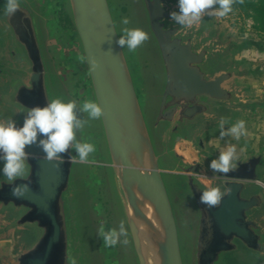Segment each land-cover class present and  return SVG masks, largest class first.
Here are the masks:
<instances>
[{"label":"water","instance_id":"1","mask_svg":"<svg viewBox=\"0 0 264 264\" xmlns=\"http://www.w3.org/2000/svg\"><path fill=\"white\" fill-rule=\"evenodd\" d=\"M5 5L0 33L12 65L0 81V120L22 126L30 108L54 98L97 99L105 115L78 134L95 144L96 163L68 154L50 162L35 145L26 149L29 176L15 182H30L24 198L12 195L0 161V240L14 242L2 264H67V256L77 264H264L262 158L210 179L201 138L221 118L230 124L263 105L234 84L249 71L223 61L233 47L208 38L202 22L172 21L178 0H21L11 17ZM124 27L150 39L134 52L121 48ZM82 54L99 68L80 63ZM209 187L226 193L219 206L200 203ZM121 221L128 244L103 246L100 226Z\"/></svg>","mask_w":264,"mask_h":264},{"label":"clouds","instance_id":"2","mask_svg":"<svg viewBox=\"0 0 264 264\" xmlns=\"http://www.w3.org/2000/svg\"><path fill=\"white\" fill-rule=\"evenodd\" d=\"M243 2L244 0H178V11H172L170 19L181 27L191 28L199 24L204 16L226 17L233 11L236 3ZM20 10L21 0H6L4 10L6 15L14 16ZM121 23L127 26L130 20L125 17ZM122 32L116 43L132 52L150 39L149 33L141 28L124 27ZM78 59L82 64H95L97 68L100 66L98 61H93L83 54ZM81 112L87 114L86 118H80ZM104 115L105 109L97 99L85 100L79 104L76 100L64 101L61 98H54L48 100L43 107L37 105L30 108L22 126H18L13 118L0 120V161H3V176L7 181L12 182V195L20 199L30 191V182L24 184L15 182L18 179L27 180L29 176V158L34 154L26 149L33 145L41 149L44 153L42 158L50 162H63L64 154H68L70 162H76L78 158L81 163H96L95 159L89 160L96 151L95 144L82 142L78 139V134L89 125L91 120H101ZM227 124H229L227 118L220 119L221 139L233 137L240 140L241 137L248 136L244 120H238L226 129ZM69 149H74L77 155H70ZM238 160L237 146L232 144L211 160L209 168L213 173L227 176L237 168ZM257 183L264 186V182L257 181ZM225 194L220 187H209L202 191L200 203L209 208L219 206ZM98 235L102 238L105 247H115L118 243L128 244L124 221L120 222L118 229L111 228L107 231L101 225ZM66 261L67 264H77V260L71 256H67Z\"/></svg>","mask_w":264,"mask_h":264},{"label":"rangeland","instance_id":"3","mask_svg":"<svg viewBox=\"0 0 264 264\" xmlns=\"http://www.w3.org/2000/svg\"><path fill=\"white\" fill-rule=\"evenodd\" d=\"M252 1L258 2V0ZM201 22L208 27V38L221 39L225 44L233 47L232 53L223 61L234 62L249 71L248 76L236 79L234 84L244 90L250 101L263 103L255 114L237 113L233 121L225 125L227 129L236 121L244 120L248 130L247 137H241L240 140L233 137L221 139L219 125H215L201 137L205 143V152L215 159L221 150L235 144L239 154L237 164L251 157H261L259 177L261 182H264V34L260 30L257 16L233 8L226 17L204 16ZM11 65L4 36L0 33V81ZM208 178L217 179L218 175L210 171ZM13 243L10 237L0 240V264L9 257Z\"/></svg>","mask_w":264,"mask_h":264},{"label":"trees","instance_id":"4","mask_svg":"<svg viewBox=\"0 0 264 264\" xmlns=\"http://www.w3.org/2000/svg\"><path fill=\"white\" fill-rule=\"evenodd\" d=\"M233 8L235 10L240 9L247 14L249 12L256 14L260 30L264 34V0H258L257 3H254L252 0H244L242 4L236 3Z\"/></svg>","mask_w":264,"mask_h":264}]
</instances>
